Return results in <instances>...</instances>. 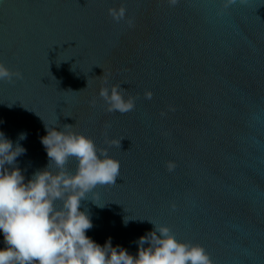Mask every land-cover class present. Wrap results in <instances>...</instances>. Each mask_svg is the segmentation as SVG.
Returning a JSON list of instances; mask_svg holds the SVG:
<instances>
[{"label": "water", "instance_id": "obj_1", "mask_svg": "<svg viewBox=\"0 0 264 264\" xmlns=\"http://www.w3.org/2000/svg\"><path fill=\"white\" fill-rule=\"evenodd\" d=\"M225 2L0 0V63L23 74L0 80V131L26 133L27 177L48 164L44 123L120 162L89 194L103 207L82 201L101 245L135 254L153 222L213 264H264V0ZM121 5L132 27L108 15ZM113 84L132 111H107L99 90Z\"/></svg>", "mask_w": 264, "mask_h": 264}, {"label": "clouds", "instance_id": "obj_2", "mask_svg": "<svg viewBox=\"0 0 264 264\" xmlns=\"http://www.w3.org/2000/svg\"><path fill=\"white\" fill-rule=\"evenodd\" d=\"M167 2L175 6L179 0ZM233 3L236 0H226L225 7ZM126 11L123 5L110 7L108 15L114 22L125 21L132 27ZM22 78L21 72L0 63V80ZM144 95L152 98L150 90ZM99 96L108 112L123 114L135 108V98H125L121 85L101 86ZM44 127L46 134L40 141L48 164L30 177L18 162L27 151L19 142L26 139V133H20L14 142L0 131V234L4 244L0 264H213L204 247L182 242L168 226L151 221L153 230L137 239L135 254L114 246L111 237L101 245L88 236L93 222L82 201L103 207L89 199V194L97 186L115 184L120 162L109 156L107 149H97L91 138L72 130V125L44 123ZM70 157L76 160L75 172L66 169ZM166 166L172 171L175 163L169 161Z\"/></svg>", "mask_w": 264, "mask_h": 264}]
</instances>
